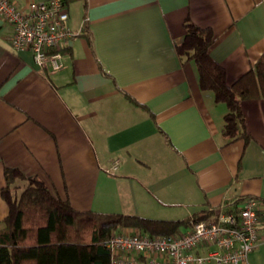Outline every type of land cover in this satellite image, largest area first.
Returning <instances> with one entry per match:
<instances>
[{
	"label": "crops",
	"instance_id": "0c3cea01",
	"mask_svg": "<svg viewBox=\"0 0 264 264\" xmlns=\"http://www.w3.org/2000/svg\"><path fill=\"white\" fill-rule=\"evenodd\" d=\"M68 9L80 32L58 71L14 48L0 16V221L6 167L77 210L186 220L178 229L243 196L264 203V98L242 102L251 139L228 143L225 104L176 51L186 18L211 27L210 54L232 83L264 52V0H74ZM242 264H264V204Z\"/></svg>",
	"mask_w": 264,
	"mask_h": 264
},
{
	"label": "trees",
	"instance_id": "16d2710c",
	"mask_svg": "<svg viewBox=\"0 0 264 264\" xmlns=\"http://www.w3.org/2000/svg\"><path fill=\"white\" fill-rule=\"evenodd\" d=\"M184 27V38L176 44L178 55L195 67L200 89L225 104L222 132L228 143L237 139L247 143L251 135L242 102L264 98V52L253 67L229 83L225 67L210 54L215 42L213 29L199 26L190 17ZM5 178L2 196L9 212L0 221V264H111L106 242L114 233L133 227L149 234H170L186 222L81 211L54 195L38 177L6 167Z\"/></svg>",
	"mask_w": 264,
	"mask_h": 264
},
{
	"label": "built area",
	"instance_id": "2783aa9c",
	"mask_svg": "<svg viewBox=\"0 0 264 264\" xmlns=\"http://www.w3.org/2000/svg\"><path fill=\"white\" fill-rule=\"evenodd\" d=\"M0 16L9 40L30 50L40 69L58 71L63 49L80 31L68 25L65 0H0ZM115 160L110 172L117 169ZM263 201L243 196L192 214L186 226L170 234H149L133 228L114 233L106 242L111 264H242L258 244Z\"/></svg>",
	"mask_w": 264,
	"mask_h": 264
},
{
	"label": "rangeland",
	"instance_id": "374dc122",
	"mask_svg": "<svg viewBox=\"0 0 264 264\" xmlns=\"http://www.w3.org/2000/svg\"><path fill=\"white\" fill-rule=\"evenodd\" d=\"M106 213H112V212H106Z\"/></svg>",
	"mask_w": 264,
	"mask_h": 264
}]
</instances>
